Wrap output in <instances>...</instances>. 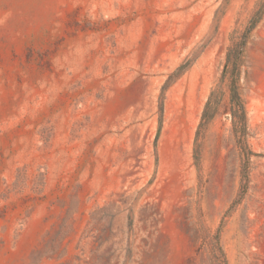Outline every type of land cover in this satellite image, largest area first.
I'll use <instances>...</instances> for the list:
<instances>
[{"label": "rangeland", "instance_id": "374dc122", "mask_svg": "<svg viewBox=\"0 0 264 264\" xmlns=\"http://www.w3.org/2000/svg\"><path fill=\"white\" fill-rule=\"evenodd\" d=\"M260 1L0 0V264H264Z\"/></svg>", "mask_w": 264, "mask_h": 264}, {"label": "trees", "instance_id": "16d2710c", "mask_svg": "<svg viewBox=\"0 0 264 264\" xmlns=\"http://www.w3.org/2000/svg\"><path fill=\"white\" fill-rule=\"evenodd\" d=\"M264 15V0H261L259 2V5H258V9L257 11L255 12L252 20H251V26L248 30V33L250 31H252L254 29V27L257 25V23L259 22V20L261 19V17ZM245 44H246V40H244V42L237 48H231L227 54V59H228V62H230V59L231 58H234L236 62H238V64H236L235 66V75L238 76V65L241 61V57H242V53H243V48L245 47ZM232 95L233 97L239 102V105L241 108H243V106L241 105L240 103V98L238 96V92H237V84H236V81L233 82V86H232ZM206 118V111L205 113L203 114V120Z\"/></svg>", "mask_w": 264, "mask_h": 264}]
</instances>
